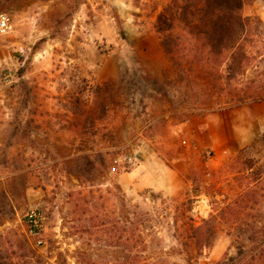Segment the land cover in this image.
I'll return each instance as SVG.
<instances>
[{
  "label": "rangeland",
  "instance_id": "374dc122",
  "mask_svg": "<svg viewBox=\"0 0 264 264\" xmlns=\"http://www.w3.org/2000/svg\"><path fill=\"white\" fill-rule=\"evenodd\" d=\"M166 3L0 0V13L14 23V31L0 42V250L13 264L25 258L32 264L123 262L128 251L122 240L110 242L102 229L91 228L97 220L123 227L117 186L132 203L144 196L184 203L191 207L186 218L198 226L218 216L256 174L264 173V123L252 144L229 152L221 151L204 126L224 112H252L264 101L214 110L182 124L171 118L174 109H186L194 100L186 101L187 90L173 85L172 65L154 31ZM243 14L264 24V0H255ZM258 49V67L244 80L264 73V41ZM82 147L109 152V161L117 160L116 171L82 187L63 177L62 160ZM80 190L89 197L85 214L64 199ZM90 190L96 191L91 197ZM38 208L43 210L34 238L40 243L34 244L29 235L26 240L25 219ZM170 212L158 239L147 240L144 254L159 255L166 264H187ZM247 221L264 225V197ZM228 232L237 230L217 223L212 248L192 257V264L236 257ZM114 235L120 238L118 228ZM78 252L85 253L83 260Z\"/></svg>",
  "mask_w": 264,
  "mask_h": 264
},
{
  "label": "trees",
  "instance_id": "16d2710c",
  "mask_svg": "<svg viewBox=\"0 0 264 264\" xmlns=\"http://www.w3.org/2000/svg\"><path fill=\"white\" fill-rule=\"evenodd\" d=\"M254 1L167 0L162 12L158 14L154 31L172 65L176 77L173 85L187 90L186 101L194 100L186 109L173 110L171 118L176 124L188 122L194 116L214 110L264 101V73L254 79L244 80L248 70L258 67L257 61L261 58L258 56V46L264 41V24L261 19L256 15L243 14L244 8ZM84 151L82 147L75 157L62 160L63 177L75 179L78 186L82 187L102 177L105 171H116L117 160L109 161V152ZM252 170L251 167L247 168V171ZM262 181L264 173L260 172L250 185L224 204L218 216L211 215L198 226L192 224L190 217L186 218L185 213L191 207L186 208L184 203L171 201L170 205L161 196H153L150 200L144 196L142 202L132 203L117 186L114 191L117 190L121 197L123 227L97 220L91 224V228L102 229L100 232H105L110 242L114 239L122 240L128 254L123 262L116 264H166L161 256H149L144 252L148 246L147 240L152 243L158 239L162 220L169 217L170 209H173L172 223L178 233L175 240L188 256L187 264H192V257L198 258L212 248L219 222L228 225L229 230H237L234 234L230 231L227 234L228 240L236 248V257L229 258L226 255L217 264H264V225L247 221L258 199L264 197ZM95 193L90 190L89 196ZM64 199L79 209L80 213H86L83 204L89 202L88 194L81 190L74 191ZM146 201L151 203L149 208H146ZM180 208H183L184 213L178 216ZM42 210L36 209L30 218L25 219L26 240L29 241L30 237L34 244L40 243V240L34 238L38 236L34 228L38 226L37 220L42 217ZM80 228L90 231V228ZM117 228L121 233L120 238L114 235ZM84 256L83 252L77 253L78 260H83ZM9 258L0 250V264H10L9 261L13 264ZM20 264H32V260L25 258Z\"/></svg>",
  "mask_w": 264,
  "mask_h": 264
},
{
  "label": "crops",
  "instance_id": "0c3cea01",
  "mask_svg": "<svg viewBox=\"0 0 264 264\" xmlns=\"http://www.w3.org/2000/svg\"><path fill=\"white\" fill-rule=\"evenodd\" d=\"M211 119V118H210ZM213 120V121H212ZM264 123V102L252 108H238L224 112L204 125L208 135L220 146L221 151L240 150L254 141L258 126Z\"/></svg>",
  "mask_w": 264,
  "mask_h": 264
},
{
  "label": "built area",
  "instance_id": "2783aa9c",
  "mask_svg": "<svg viewBox=\"0 0 264 264\" xmlns=\"http://www.w3.org/2000/svg\"><path fill=\"white\" fill-rule=\"evenodd\" d=\"M14 31V23L12 18L5 14L0 13V42Z\"/></svg>",
  "mask_w": 264,
  "mask_h": 264
}]
</instances>
